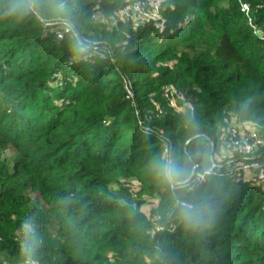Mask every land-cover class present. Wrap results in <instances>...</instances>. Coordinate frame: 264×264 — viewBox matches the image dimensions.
I'll use <instances>...</instances> for the list:
<instances>
[{"label":"trees","instance_id":"1","mask_svg":"<svg viewBox=\"0 0 264 264\" xmlns=\"http://www.w3.org/2000/svg\"><path fill=\"white\" fill-rule=\"evenodd\" d=\"M128 1L64 0V16L61 0L15 12L18 0H0V153H15L0 154L2 264H24L25 221L37 264H264V181L237 169L221 139L232 116L264 138V41L242 10L248 3L264 28V0H165L162 18H143L114 42L106 24L123 23ZM52 19L71 22L77 36L57 38ZM204 23L216 33L212 51L195 39ZM77 38L89 46L81 59ZM173 84L186 91V111L161 95ZM156 92L163 113L150 115ZM165 149L187 163L186 187L155 176ZM120 176L159 196L157 209L127 202V188L113 187ZM178 200L206 205L203 221L187 225Z\"/></svg>","mask_w":264,"mask_h":264},{"label":"rangeland","instance_id":"2","mask_svg":"<svg viewBox=\"0 0 264 264\" xmlns=\"http://www.w3.org/2000/svg\"><path fill=\"white\" fill-rule=\"evenodd\" d=\"M130 1L131 0H129L128 3ZM136 1L137 0H133L132 2H130L132 10L129 9L128 7L129 4H127L125 6L127 7V10L125 8H122V11L118 14L120 21L123 22L122 24L121 23L120 24H117V23L106 24V27H105L106 33L114 42H120L122 38L124 37V35L126 37H130V33L128 32L129 27H132L133 29H135L137 23L140 20H144L145 18H149V17L162 18L164 16L163 15V10H164L163 4L165 0H144V9L148 10V12L149 11L152 12L150 14L152 16H145V15L135 12L133 9H134V5ZM95 15L99 16L100 14L95 12ZM46 25H48L47 22H46ZM56 27L58 28L59 25H53L51 28L53 30ZM259 27H263V26L259 25ZM196 34H198L197 36H195L196 41H199V42L201 41L200 43L206 44L205 46V48H207L206 50L212 51L213 50L212 46H214L217 42L216 33L214 32V30H212L210 27L206 25V23H204L202 24L201 29L196 32ZM56 37L60 38L58 34ZM172 64L173 63H171V65ZM184 76L187 79L192 78V74L190 76L188 72H186ZM191 83H192V80L191 81L189 80L186 83V86H188ZM161 95L167 101L169 107L173 108L175 111H186L188 107H191L189 100H188L189 98H187L186 96L187 95L186 91L183 89H179L178 87H176L175 84H173L172 86L169 85V87H166V88L164 87V90L162 91ZM154 96L155 97H153V99L156 102L154 103V108H150L148 112L150 115H153V111L155 109L158 111V113H163V109H164L162 104L158 102L157 100H155L156 96H158L157 92L154 93ZM129 100H131V103L133 104L132 99L129 98ZM135 107L137 109V112L140 113L142 111L141 107L139 108L138 104L135 105ZM148 117L140 121L142 126L146 127V119ZM44 118L47 120L49 118V113H45ZM231 119H233L234 121L236 120V118H234L233 116L229 118V121H231ZM245 122H248V121H245ZM242 124L239 123L238 125H241V132H244L246 131V128ZM1 153L0 154H1L2 161L7 160L9 157L15 156V153L12 148H8L4 152H1ZM256 174L257 172L255 174H252V177H250V174L248 173L246 176L249 175L248 177L250 179L252 178V180H254L258 184L261 181L259 180L257 181ZM201 178H204V177H201ZM120 185H123L125 188H127L128 191H127V196L125 200L129 202L130 204L134 205L135 208H139L145 211V213L147 214H151L154 212L155 209H157L160 203L159 196L155 194L152 195V194H148L145 192H139V186L137 184V181L134 178L120 176L118 182L116 181L113 182V187L117 189ZM2 261H4V258L2 257V255H0V264H2Z\"/></svg>","mask_w":264,"mask_h":264},{"label":"clouds","instance_id":"3","mask_svg":"<svg viewBox=\"0 0 264 264\" xmlns=\"http://www.w3.org/2000/svg\"><path fill=\"white\" fill-rule=\"evenodd\" d=\"M35 0H18L17 4L11 9L13 12L17 10L33 11ZM55 11L59 15L69 16L71 9L66 5L64 0L55 6ZM65 30L71 31V25L65 24ZM89 46L83 40L77 38L73 45L74 59H81L88 53ZM192 157L189 155L188 160ZM152 170L163 185H167L173 191L178 188H184L187 185L188 167L187 163L181 164L175 154L165 149L161 154L152 161ZM178 215L187 225L195 227L204 219V208L206 205H197L186 201H177ZM24 231L26 239L22 244L21 252L25 256L24 264H37L34 254L38 244L35 237L34 226L30 221H25Z\"/></svg>","mask_w":264,"mask_h":264},{"label":"built area","instance_id":"4","mask_svg":"<svg viewBox=\"0 0 264 264\" xmlns=\"http://www.w3.org/2000/svg\"><path fill=\"white\" fill-rule=\"evenodd\" d=\"M125 9L127 10V7H125ZM129 9L132 10V7L130 6ZM133 10L145 16H152L150 15L152 12H148V10L144 9V0H137ZM242 10L248 14V21L251 28H253V32L264 41V28L259 27L251 17L248 3H242ZM66 22L71 25V31L65 30ZM47 24L51 27L60 24L59 27L56 28V34H58L60 38H63L66 33H71V36H77V32L71 22L63 20H48ZM125 84L127 88V97L132 99L133 104L136 105L134 89L132 88L131 83L126 80ZM242 125L246 128V131L244 132H241V125H238L233 119H231L229 125L222 133L221 139L224 143L225 149L231 154L239 156L238 169L240 168L244 171L256 170L257 181H263L264 158L263 153H259V149L264 145V138L259 135L255 123L244 122Z\"/></svg>","mask_w":264,"mask_h":264},{"label":"water","instance_id":"5","mask_svg":"<svg viewBox=\"0 0 264 264\" xmlns=\"http://www.w3.org/2000/svg\"><path fill=\"white\" fill-rule=\"evenodd\" d=\"M193 177V175L190 177V179Z\"/></svg>","mask_w":264,"mask_h":264}]
</instances>
